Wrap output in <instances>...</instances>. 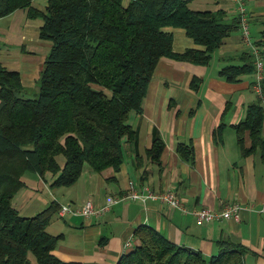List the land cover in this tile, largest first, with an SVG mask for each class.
Segmentation results:
<instances>
[{
	"label": "trees",
	"instance_id": "obj_1",
	"mask_svg": "<svg viewBox=\"0 0 264 264\" xmlns=\"http://www.w3.org/2000/svg\"><path fill=\"white\" fill-rule=\"evenodd\" d=\"M188 1L47 0L45 10L39 11L32 0H0V17L19 7H27L29 16L40 15L39 35L51 41L30 95L18 71L0 63V264H80L53 253L60 235L49 233L46 225L59 208L55 202L27 216L12 205V197L24 184L25 171H50L55 174L51 185H69L84 165L94 171L119 168L123 138L136 139L128 115L141 109L158 59L206 64L223 37L239 27L236 15L228 18L222 8L194 9ZM165 26L184 28L204 48L172 51V33ZM238 58L241 63L219 69L228 81L255 71L251 51ZM198 82L192 78L193 86ZM260 86L262 97L246 105L234 129L241 152L258 149L264 163V76ZM245 131L249 147L243 145ZM162 148V140L154 137L147 150L151 161H159ZM177 150L192 161L190 143L178 142ZM58 154L64 156L61 167ZM134 235L137 241L115 264H246L247 247L230 240H220L217 251L205 256L149 224H138Z\"/></svg>",
	"mask_w": 264,
	"mask_h": 264
},
{
	"label": "crops",
	"instance_id": "obj_2",
	"mask_svg": "<svg viewBox=\"0 0 264 264\" xmlns=\"http://www.w3.org/2000/svg\"><path fill=\"white\" fill-rule=\"evenodd\" d=\"M47 0H32L31 6L45 10ZM249 23L254 33L250 41L263 59L264 76V0H245ZM194 9L226 11L235 17L232 0H189ZM43 24L40 15L29 16L27 7H19L0 17V63L19 73L26 94L34 93L51 41L40 37ZM172 33V51L204 46L194 42L184 28L165 26ZM250 51L239 29L223 37L206 64L192 63L168 56L156 62L142 99L141 109L131 111L128 122L136 139L122 140V162L117 170L108 166L101 171L84 165L76 180L69 185H51L55 174L25 171L24 184L12 197L20 214L33 215L55 202L80 208L90 200L102 207L118 197L101 214L84 216L54 211L46 225L51 234L60 235L53 253L65 261L80 264H115L128 247L137 241L134 228L149 224L174 243L199 249L205 256L215 253L220 240H230L247 247L245 262L264 264V163L258 149L241 152L234 124L245 115L246 105L258 93L253 88L255 72L245 73L236 81L219 74L221 66L241 63L238 54ZM231 55L233 59L228 58ZM195 77L198 84L193 86ZM264 106V103H263ZM217 133L214 136V130ZM264 135V116L262 120ZM154 137L163 142L159 161L147 154ZM192 145L193 159H184L177 150L178 142ZM244 147L250 146L248 131ZM61 167L62 154L56 155ZM138 191L147 188L173 190L191 211L201 207L221 209L225 204H240V218H222L197 223L193 214L182 212L159 200L124 197L129 183Z\"/></svg>",
	"mask_w": 264,
	"mask_h": 264
},
{
	"label": "built area",
	"instance_id": "obj_3",
	"mask_svg": "<svg viewBox=\"0 0 264 264\" xmlns=\"http://www.w3.org/2000/svg\"><path fill=\"white\" fill-rule=\"evenodd\" d=\"M235 5L236 17L238 19V29L241 33L244 41L250 46V51L254 55V65H255V81L253 83V88L262 97L260 80L263 76V59L260 55L259 48L250 41L249 30H248V11L246 8L245 0H232ZM124 197L134 199L140 198L159 200L171 207L178 208L182 212L190 211L183 200L171 189L165 188L160 191H154L147 188L145 191H138L133 187V183H129V190L124 195ZM118 197L110 199V201L102 207H95L90 200H87L83 203L80 208H71L69 204H62L58 208V213L63 215L64 213H80L84 216H89L92 214H101L108 209L109 205L113 202H116ZM240 209L241 206L237 202L227 203L221 209H212L209 207H201L198 209L191 210L195 221L197 223H202L205 221L218 220L222 218H232L238 220L240 218ZM131 242L127 240L125 246L129 247Z\"/></svg>",
	"mask_w": 264,
	"mask_h": 264
},
{
	"label": "rangeland",
	"instance_id": "obj_4",
	"mask_svg": "<svg viewBox=\"0 0 264 264\" xmlns=\"http://www.w3.org/2000/svg\"><path fill=\"white\" fill-rule=\"evenodd\" d=\"M254 28H253V25L251 24V23H249V21H248V30H249V33L251 32L252 34H256V33H254V30H253ZM32 94V93H31ZM30 95V94H29ZM246 264H248V263H246Z\"/></svg>",
	"mask_w": 264,
	"mask_h": 264
}]
</instances>
